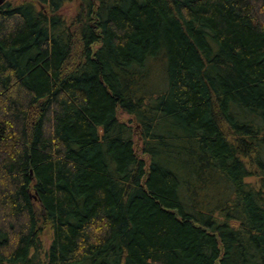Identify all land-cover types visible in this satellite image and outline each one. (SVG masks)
I'll list each match as a JSON object with an SVG mask.
<instances>
[{"label": "trees", "instance_id": "1", "mask_svg": "<svg viewBox=\"0 0 264 264\" xmlns=\"http://www.w3.org/2000/svg\"><path fill=\"white\" fill-rule=\"evenodd\" d=\"M0 264H264V0H5Z\"/></svg>", "mask_w": 264, "mask_h": 264}, {"label": "rangeland", "instance_id": "2", "mask_svg": "<svg viewBox=\"0 0 264 264\" xmlns=\"http://www.w3.org/2000/svg\"><path fill=\"white\" fill-rule=\"evenodd\" d=\"M74 4H75L74 2H71V4L66 5L64 7V9L66 10L65 12L67 14H69V12L73 13L74 8H75ZM121 117L126 119L128 116L126 114L122 113ZM49 236H50V233L48 231L44 232V234L41 236V241L39 243L41 247L39 249L40 251L37 252L38 256H39V254L41 255V252L43 251V249H45L47 247V245L49 243Z\"/></svg>", "mask_w": 264, "mask_h": 264}, {"label": "water", "instance_id": "3", "mask_svg": "<svg viewBox=\"0 0 264 264\" xmlns=\"http://www.w3.org/2000/svg\"><path fill=\"white\" fill-rule=\"evenodd\" d=\"M4 2V0H0V5Z\"/></svg>", "mask_w": 264, "mask_h": 264}]
</instances>
